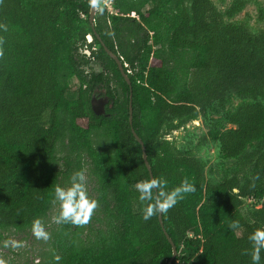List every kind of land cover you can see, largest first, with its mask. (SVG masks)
<instances>
[{"label":"trees","instance_id":"trees-1","mask_svg":"<svg viewBox=\"0 0 264 264\" xmlns=\"http://www.w3.org/2000/svg\"><path fill=\"white\" fill-rule=\"evenodd\" d=\"M247 4L233 0L221 10L212 0H116L118 14L105 6L93 28L88 0H2L0 247L13 232L30 234L51 209L61 185L55 146L69 132L72 151L89 158L100 206L84 227L57 226L50 254L37 264H56V254L59 264H167L172 245L159 215L143 219L134 187L151 177L133 126L154 176L169 189L184 178L196 188L163 214L178 250L171 264H251L242 250L264 228V28L233 20ZM97 34L131 79L133 125L130 85ZM94 60L102 71L92 70ZM72 76L76 99L66 96ZM100 88L110 100L103 113L92 106ZM199 116L208 130L195 145L166 138ZM95 130L112 131L116 156L94 146ZM209 143L231 162L219 178L207 176L198 156ZM232 220L240 222L236 231Z\"/></svg>","mask_w":264,"mask_h":264},{"label":"rangeland","instance_id":"rangeland-1","mask_svg":"<svg viewBox=\"0 0 264 264\" xmlns=\"http://www.w3.org/2000/svg\"><path fill=\"white\" fill-rule=\"evenodd\" d=\"M219 9L225 10L229 7L233 0H212ZM248 4L246 8L238 14L233 20L235 22L247 23L253 31H258L264 28V20H260V13L264 11V0H247ZM116 0H108L109 6L107 9L111 14H118V10L115 8ZM149 5L146 7L148 8ZM131 13V16H134ZM136 17L138 15H135ZM85 52V51H84ZM90 52V51H89ZM90 67L94 72H100L103 67L99 61L94 60ZM69 89L67 92L68 99H76L78 97L79 80L72 76L68 78ZM98 92H104L105 89H99ZM118 96L123 97L120 87L117 89ZM239 99L235 100V104ZM65 115H61L63 118ZM213 118H218L219 115L213 114ZM68 130V129H65ZM208 130L207 122L199 116L198 119L189 122L186 128H180L178 130H172L167 132L166 138L170 140H176L179 146H193L200 137ZM64 137H60L56 142L55 150L60 158L58 167L61 172V185L67 186L69 184L70 176L77 170H84L88 178V190L89 195L92 198L96 197V178L92 175L89 168V158L84 155L80 158L77 157V152L72 151L70 145L69 132L63 133ZM68 135V136H67ZM91 139L94 146L110 156H116L115 139L111 130H95L91 134ZM198 156L205 162L207 176L210 178H219L223 172L225 166H230V161H223L220 157V150L215 143H209L204 149H202ZM81 160V163L79 161ZM248 203V202H247ZM250 203V202H249ZM58 210V205L53 204L43 219L47 230L51 233V239L47 242L38 241L33 236L32 231L25 236L24 233H11L8 240H17L24 243V247L18 249L0 247V261L3 264H37L41 260H45L50 254L53 247V235L57 225L51 223V216Z\"/></svg>","mask_w":264,"mask_h":264},{"label":"clouds","instance_id":"clouds-1","mask_svg":"<svg viewBox=\"0 0 264 264\" xmlns=\"http://www.w3.org/2000/svg\"><path fill=\"white\" fill-rule=\"evenodd\" d=\"M2 3V0H0ZM90 9L100 14L105 10V0H88ZM133 15H136L135 13ZM0 30L7 32L8 26L0 23ZM92 36V35H91ZM93 38V37H92ZM88 40V39H87ZM4 38L0 36V58L4 57ZM88 50V49H87ZM260 179L257 174L252 177L250 187H255L256 181ZM135 190L142 205V217L145 221L157 215L167 214L186 195L195 192L194 183L184 178L179 185L169 189L168 181L164 176H153L137 182ZM53 204L58 205V210L51 216V223L57 226L72 225L75 227L86 226L95 211L99 208V201L90 197L88 190V178L85 171L77 170L71 176L67 186L57 184L53 191ZM228 228L236 231L240 228L238 220H232ZM31 231L38 241L47 242L51 239V233L47 230L43 219L36 218L32 222ZM251 248L242 250V255L250 256L251 264H262V253H264V228H256L249 236ZM3 247L18 249L24 247V243L17 240H5ZM56 264H59L61 256L54 255ZM3 264V261H0Z\"/></svg>","mask_w":264,"mask_h":264},{"label":"water","instance_id":"water-1","mask_svg":"<svg viewBox=\"0 0 264 264\" xmlns=\"http://www.w3.org/2000/svg\"><path fill=\"white\" fill-rule=\"evenodd\" d=\"M96 13L97 11L93 10V9H90V22L93 26V28H95V17H96ZM98 38L101 40L106 52L117 62L118 64V67L122 73V75L124 76L125 80L128 82V84L130 85V105H129V113H130V116H129V121H130V124L133 125V104H132V85H131V79L129 77V75L126 73L125 69H124V65L121 61V59L118 57V55L116 53H114L111 49L108 48V46L102 41V38L99 34H97ZM108 101V98L107 100ZM92 106L94 108V110L98 113H103L104 111H101V110H98L97 108L99 107L97 105V103L95 102V99L93 98L92 100ZM132 132L134 134V136L136 137V139L138 140V142L141 144V147H142V152H143V158H144V161H145V164L149 170V173H150V177L152 178L154 175H153V172H152V167L150 165V162L148 160V155H147V151H146V146L142 140V138L138 135V133L136 132L135 128L132 126ZM159 221H160V224L163 228V231L166 235V237L168 238L169 242L171 243L172 245V249H173V254H172V257L171 259L169 260V262L167 264H171L175 258L177 257L178 255V250H177V246L175 244V242L173 241V239L171 238L170 234L167 232L165 226H164V222H163V215H159Z\"/></svg>","mask_w":264,"mask_h":264},{"label":"flooded vegetation","instance_id":"flooded-vegetation-1","mask_svg":"<svg viewBox=\"0 0 264 264\" xmlns=\"http://www.w3.org/2000/svg\"><path fill=\"white\" fill-rule=\"evenodd\" d=\"M98 91L93 95L92 98L95 99V102L99 106L97 109L104 111L105 108L109 105V101H110L109 96L106 95L104 92H98ZM107 98H108V101H106Z\"/></svg>","mask_w":264,"mask_h":264},{"label":"built area","instance_id":"built-area-1","mask_svg":"<svg viewBox=\"0 0 264 264\" xmlns=\"http://www.w3.org/2000/svg\"><path fill=\"white\" fill-rule=\"evenodd\" d=\"M109 6L108 0H105V6ZM88 42H92L93 38L91 35L87 36ZM85 53L90 54L89 50H85Z\"/></svg>","mask_w":264,"mask_h":264}]
</instances>
